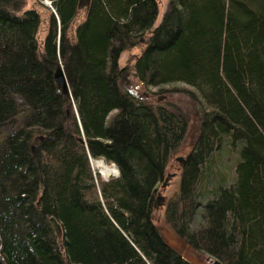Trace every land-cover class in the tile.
I'll return each instance as SVG.
<instances>
[{"label":"trees","instance_id":"obj_1","mask_svg":"<svg viewBox=\"0 0 264 264\" xmlns=\"http://www.w3.org/2000/svg\"><path fill=\"white\" fill-rule=\"evenodd\" d=\"M54 1L0 0V264H197L154 221L179 155L172 229L205 258L264 264V0H169L163 12L160 0ZM132 75L197 87L206 110L191 144L184 107L147 101ZM226 143L236 179L205 191L206 160ZM103 157L118 176L94 169Z\"/></svg>","mask_w":264,"mask_h":264},{"label":"rangeland","instance_id":"obj_2","mask_svg":"<svg viewBox=\"0 0 264 264\" xmlns=\"http://www.w3.org/2000/svg\"><path fill=\"white\" fill-rule=\"evenodd\" d=\"M168 2L169 0H160L161 12L166 10ZM139 52L140 51L138 49H132L124 52L120 59V65L124 66L133 64L134 58ZM130 79L137 85L139 94L143 96L147 101H158L167 104L175 103L184 107V109L188 112L190 118L189 130L187 133V137L185 138V143H187L188 145L191 144L193 134H197L199 132V123L206 110L205 100L197 87L183 81H175L145 87L144 85L140 84L135 75L130 76ZM96 160L97 159L95 158L92 159L93 167L103 178H105L101 174L99 168L94 165ZM238 160V150L232 149L229 143H226L221 149L214 151L206 160L205 166L203 168L204 181L202 184V188H205V191L207 190L206 188L209 189V187H207V183L208 179L210 178H216V184H219L221 182L228 183L236 179V165L238 163ZM179 161L180 160L178 159V157H172V160L168 164V171L171 173L175 171L173 173L174 175L169 177L165 186L162 185V182H160L158 185L159 189L155 198L156 207L154 210V221L157 225H159L161 233L165 240L175 249H177L182 255L196 262L197 264H213V260L215 259L214 257L209 256L205 258L206 254H202L203 256H201L199 253H197L195 247L191 245L186 239L180 237L172 229L165 218V211L168 201L174 198L180 189V172L182 169V161ZM116 175L117 174H112L106 178H110ZM159 192H162L164 197L158 199Z\"/></svg>","mask_w":264,"mask_h":264},{"label":"water","instance_id":"obj_3","mask_svg":"<svg viewBox=\"0 0 264 264\" xmlns=\"http://www.w3.org/2000/svg\"><path fill=\"white\" fill-rule=\"evenodd\" d=\"M91 0H79V5L80 7H88L90 5ZM55 78L58 82V84L61 86V89L63 93L69 95L71 94V88H70V81H69V74L67 73V68L63 65L61 59L57 60V66H56V71H55ZM42 136H40L41 138ZM83 142L84 139L80 138ZM104 158V157H103ZM178 159L180 161H183L185 159L184 156H178ZM119 175V168H118V173L116 176ZM174 175L173 173L168 174L166 177V180L162 183L163 186L167 184V181L170 176ZM106 178V177H105ZM109 179V178H106ZM164 197V195L159 193L158 199ZM213 264H223L219 259L213 260Z\"/></svg>","mask_w":264,"mask_h":264},{"label":"bare ground","instance_id":"obj_4","mask_svg":"<svg viewBox=\"0 0 264 264\" xmlns=\"http://www.w3.org/2000/svg\"><path fill=\"white\" fill-rule=\"evenodd\" d=\"M94 165L99 168L101 174L104 177H108V176H110L112 174H117L118 173L117 166L115 164H109V163H107L104 158L97 159L95 161Z\"/></svg>","mask_w":264,"mask_h":264},{"label":"built area","instance_id":"obj_5","mask_svg":"<svg viewBox=\"0 0 264 264\" xmlns=\"http://www.w3.org/2000/svg\"><path fill=\"white\" fill-rule=\"evenodd\" d=\"M55 11L54 0H40Z\"/></svg>","mask_w":264,"mask_h":264},{"label":"flooded vegetation","instance_id":"obj_6","mask_svg":"<svg viewBox=\"0 0 264 264\" xmlns=\"http://www.w3.org/2000/svg\"><path fill=\"white\" fill-rule=\"evenodd\" d=\"M160 193V192H159Z\"/></svg>","mask_w":264,"mask_h":264}]
</instances>
